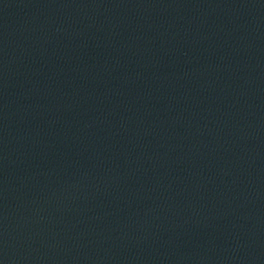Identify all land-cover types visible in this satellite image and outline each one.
Returning a JSON list of instances; mask_svg holds the SVG:
<instances>
[{
	"label": "water",
	"instance_id": "95a60500",
	"mask_svg": "<svg viewBox=\"0 0 264 264\" xmlns=\"http://www.w3.org/2000/svg\"><path fill=\"white\" fill-rule=\"evenodd\" d=\"M0 264H264V0H0Z\"/></svg>",
	"mask_w": 264,
	"mask_h": 264
}]
</instances>
